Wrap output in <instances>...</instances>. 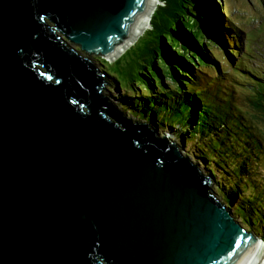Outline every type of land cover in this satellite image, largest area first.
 Instances as JSON below:
<instances>
[{
	"label": "water",
	"instance_id": "water-1",
	"mask_svg": "<svg viewBox=\"0 0 264 264\" xmlns=\"http://www.w3.org/2000/svg\"><path fill=\"white\" fill-rule=\"evenodd\" d=\"M150 2L0 0V264H242L255 247L74 47L112 60Z\"/></svg>",
	"mask_w": 264,
	"mask_h": 264
},
{
	"label": "trees",
	"instance_id": "trees-1",
	"mask_svg": "<svg viewBox=\"0 0 264 264\" xmlns=\"http://www.w3.org/2000/svg\"><path fill=\"white\" fill-rule=\"evenodd\" d=\"M160 1L151 30L113 64L100 62L117 91L116 110L172 132L215 180L214 192L225 206L264 242V197L256 186L264 184L262 113L236 105L233 84L244 79L264 96V77L250 65L235 67L244 35L210 10L218 8L214 0ZM225 61L239 74L225 70ZM175 62L186 63V77Z\"/></svg>",
	"mask_w": 264,
	"mask_h": 264
},
{
	"label": "rangeland",
	"instance_id": "rangeland-1",
	"mask_svg": "<svg viewBox=\"0 0 264 264\" xmlns=\"http://www.w3.org/2000/svg\"><path fill=\"white\" fill-rule=\"evenodd\" d=\"M214 1L218 6V8L215 9L211 6L208 7H210V10L214 12L220 11L221 21L223 25H226L228 28H236L239 34L246 36L245 53L246 51L249 50L250 47L252 50V59L250 63L253 67H255L253 70L259 72V75L264 76V0H214ZM158 2L160 1L158 0ZM160 5H162L161 2L158 6H154L152 11L155 12L156 7L158 8ZM224 9H226L227 11H225ZM153 16L154 13L152 14L151 21ZM150 26H151V22L150 25H148L149 29L146 32L151 30ZM145 33L142 36H144ZM198 33H200V31H198ZM142 36H140L138 39L142 38ZM136 42L137 41H135V43ZM135 43L132 42L131 46L127 47L126 50L123 49L124 50L123 51L120 48L124 44L123 42L120 46H118L120 48L119 49L120 54L119 55L117 54L118 56L116 58L114 56H112V58L119 59L130 48H132L135 45ZM75 47L80 54H82L85 57H88L89 60H91L94 63V65L97 67V69L99 68L100 70H103L100 64L103 57L95 54L87 55L86 53L82 52L78 46ZM241 51L242 52L244 51V47H242ZM106 60L108 61L109 64H113L116 61V60L111 61L108 59ZM225 62H226L225 70L239 74L238 70L233 68L229 63H227V61ZM171 63H174V60H171ZM175 63H176L175 65L179 69L180 74L186 77L188 75V72L185 70L186 63H177V62ZM234 63H235V67H237V65L242 66V64H244V60L242 58L240 59L238 57H234ZM109 69L111 70L112 67H109ZM210 73L213 74L212 72ZM107 83L108 86H105V88H103L104 91L103 95L116 107L115 103H116L117 91L114 90L113 81L111 79L110 80L106 79V84ZM233 84L236 85V88L238 90V93L234 92L236 96V100H235L236 105H242L243 108L246 107L250 111L258 110L259 112H261L262 116L261 118H259L258 122L263 128L262 132H264V120H263L264 111L262 108L264 107V96L259 94V92L255 90L253 87H251V85L247 84L244 79L237 80V83H233ZM261 86H263V88L261 89H264V85ZM110 90L112 92H110ZM249 95L254 96V101L248 100L251 97ZM118 98L119 97H117V99ZM119 111L122 114H124L128 119L132 118L126 112H123L121 110ZM168 133L170 135H173L171 132ZM184 154L186 153L184 152ZM193 161L196 162L195 160ZM201 171L204 175H207V173L203 169H201ZM261 181H263L264 183V178L261 179ZM256 186L258 188L259 194L264 197V191L260 189V187L262 186L264 187V184H256ZM213 189H215L214 185H213ZM258 252L261 253L264 252V246L262 244L258 245L257 249L254 251L255 254H257Z\"/></svg>",
	"mask_w": 264,
	"mask_h": 264
},
{
	"label": "clouds",
	"instance_id": "clouds-1",
	"mask_svg": "<svg viewBox=\"0 0 264 264\" xmlns=\"http://www.w3.org/2000/svg\"><path fill=\"white\" fill-rule=\"evenodd\" d=\"M162 4H163V2L162 1H160ZM246 36H244V40H243V47H244V51L242 52L241 51V53H242V55H241V58L244 60V64L245 65H247V66H251L252 67V69H254L255 67H253L252 65H251V59H252V50H251V48L249 47V50L248 51H246V53H245V48H246ZM138 41V40H137ZM75 47V46H74ZM75 49H76V47H75ZM78 51V50H77ZM100 56H103V55H100ZM240 58V59H241ZM116 59H112L111 61H115ZM227 63H229V62H227ZM250 67V68H251ZM264 77V76H263ZM104 81H106V79L104 78ZM106 84V83H105ZM105 84H104V87L103 88H105ZM104 92V91H103ZM130 120H132L133 122H135V123H139V124H144V125H148L153 131H156V132H158L159 133V135L160 136H162V137H166V138H168V139H170V140H172L178 147H179V150H180V152L182 153V155L185 157V158H187V159H189L190 161H191V163L192 164H194V165H197V166H199V170H200V172L202 173V171H201V169H203L204 170V168H201L200 167V165L197 163V162H194L193 160H195V161H197V159L193 156V155H191V154H189V153H187V150H186V148H185V146L184 145H182V141H180L179 139H177L176 137H175V135L173 134V135H170L168 132H161V131H159V130H155V129H153L149 124H147V123H144V122H138V121H136L134 118H131ZM184 152L186 153V154H184ZM188 155V156H187ZM205 171V170H204ZM206 172V171H205ZM208 179H209V189H210V193H211V195L224 207V208H226L227 209V211H229V212H231L232 213V217H233V220H234V222L238 225V226H240L241 228H243L247 233H249V234H251L247 229H246V227H244L242 224H241V222L238 220V219H236V217H235V215H234V213L231 211V210H229V208H227L226 206H225V203L220 199V197H219V195H217V194H215V192H214V190L215 189H213V185L215 186V180L213 179V178H210L208 175H205ZM253 237H255L258 241H257V243L255 244V247L253 248V250L258 246V245H260V244H262L263 246H264V242L262 241V239H260V238H258V237H256L255 235H253V234H251ZM252 250V251H253ZM251 251V252H252ZM262 256H263V258H264V252L262 253Z\"/></svg>",
	"mask_w": 264,
	"mask_h": 264
},
{
	"label": "bare ground",
	"instance_id": "bare-ground-1",
	"mask_svg": "<svg viewBox=\"0 0 264 264\" xmlns=\"http://www.w3.org/2000/svg\"><path fill=\"white\" fill-rule=\"evenodd\" d=\"M160 1V0H159ZM160 4V2H158V0H151L150 2V6L147 10V12L145 13L138 29L133 33V35L130 37V40L128 38V40H126L124 42V44L120 47L122 50H126L127 47H130L132 42L135 43V41L142 36L149 28L148 25H150L151 21V17L152 14L156 12L152 11L154 6H158ZM157 9V7H156ZM151 27V26H150ZM154 28V27H153ZM147 33V32H146ZM237 42V41H236ZM129 43V44H128ZM128 44V45H127ZM116 50V53L112 56H114L115 58L120 54L119 49ZM123 50V51H124ZM118 54V55H117ZM105 86H108V83L105 84ZM233 97V96H232ZM110 120V119H109ZM113 122V121H112ZM257 249V247L249 254V256L247 257V259L242 263V264H263L264 262V258L261 252H258L257 254L254 253V251ZM257 252V251H256ZM255 254V255H254Z\"/></svg>",
	"mask_w": 264,
	"mask_h": 264
}]
</instances>
